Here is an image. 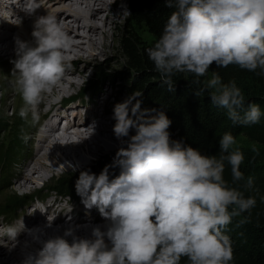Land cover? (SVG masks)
<instances>
[{
	"label": "clouds",
	"instance_id": "clouds-1",
	"mask_svg": "<svg viewBox=\"0 0 264 264\" xmlns=\"http://www.w3.org/2000/svg\"><path fill=\"white\" fill-rule=\"evenodd\" d=\"M164 3L173 10L147 54L168 91L175 90L177 73L193 74L197 79L192 83L198 85V78L205 77L213 64L250 72L260 69L264 74V0ZM41 6L38 0H24L20 8L32 15ZM31 35L32 42L16 38L13 70L24 104L19 115L27 118L30 112L36 120L46 98L52 103L60 99L54 90L71 67L65 52L73 48L74 40L49 11L36 17ZM206 91L214 105L227 110L234 125L259 123L262 112L257 104L248 103L241 114L245 96L235 81L224 83L219 73L212 72L195 94ZM141 95L133 92L113 108V133L126 145L113 158L119 173L110 176L106 165L99 174L80 171L75 181L84 207L97 208L107 221L104 229L94 226L90 238H82L69 227L63 235L46 239L28 229L40 247L23 264H181L182 258L187 264H230L233 260L228 226L256 204L224 178L227 162L233 182L253 188V178L240 171L241 146L230 132L220 138L218 156L173 139L168 131L171 120L163 111L141 109L135 99ZM252 151L258 149L253 146ZM23 230L21 220L19 228L9 226L4 235L14 246Z\"/></svg>",
	"mask_w": 264,
	"mask_h": 264
},
{
	"label": "trees",
	"instance_id": "trees-1",
	"mask_svg": "<svg viewBox=\"0 0 264 264\" xmlns=\"http://www.w3.org/2000/svg\"><path fill=\"white\" fill-rule=\"evenodd\" d=\"M172 10L166 6L164 0L129 2V20L143 24L153 37L151 41H146L132 26H128L119 38V47L131 71L130 77L136 83L135 91L142 93L135 99L140 101L141 109L163 111L171 120L168 129L171 137L183 140L203 154L218 156L219 140L225 132H230L235 138L240 134L248 137L250 144H239L244 154L240 171L245 178H253V188H245L243 181L233 182L230 165L225 163L224 178L229 185L239 189L245 198L253 197L256 200L254 208L234 217L228 226L227 235L232 242L234 257L230 264H264V74H261L260 69L250 72L235 65L218 68L213 64L205 77L198 78L201 81L198 85L192 83L197 79L193 74L177 73L173 76L175 90L168 91L167 85L161 82L159 73L149 59L147 50L159 39ZM103 70L104 67L97 69L95 78L89 81L91 87L96 88L99 85L100 79L106 75ZM212 72L219 73L224 83L235 81L242 90L245 104L240 109L241 114L247 109L248 103H255L260 107L262 116L259 123L234 125L228 118L227 110L211 102L209 92L195 94L204 86V81L211 77ZM150 114L154 115L155 112ZM253 146L258 149L257 152L252 151ZM118 148L99 154L81 170L62 173L35 193L42 194L56 189L73 200H80L81 197L75 190V181L80 171L99 174L108 165L110 176L117 175L119 168L113 167L112 162ZM35 193L21 199L17 196L10 198L6 202V213L17 210L25 200L24 203L29 202ZM181 264H187V258H182Z\"/></svg>",
	"mask_w": 264,
	"mask_h": 264
},
{
	"label": "bare ground",
	"instance_id": "bare-ground-1",
	"mask_svg": "<svg viewBox=\"0 0 264 264\" xmlns=\"http://www.w3.org/2000/svg\"><path fill=\"white\" fill-rule=\"evenodd\" d=\"M58 1L60 4L54 12L43 7L47 3V0H44L43 6L36 9L32 15H29L20 8L24 4V0H0V18H2L0 22L2 21L3 26L0 33V64L8 66L5 77L11 83L12 105L15 109L17 99L24 107L16 85V73L13 70V61L16 58L15 40L19 38L32 42L31 32L37 16L45 15L48 11L57 16L60 11L66 14L67 18L62 23L73 37L74 46L71 50L65 52V56L70 64L80 61L84 65L82 68L68 69L67 75L63 77L54 90L55 96H67L70 89L76 86L79 87L81 83L77 82L76 78L79 77L82 80L85 78L86 66L92 64L96 58L111 52L115 45V34L125 15L122 0ZM10 16L15 17V20L11 19ZM10 21H14L13 25H10ZM80 28L83 32L79 31ZM83 54H87V56L85 57ZM2 55H6L5 60L2 59ZM102 89H106V91L103 95L104 101L102 100L101 108L98 107L99 102L94 99L90 111L87 102L78 101L72 106L81 104V108L74 110L70 106L60 107L62 111L58 112L57 102L52 103L50 98L44 100L40 105L39 113L41 114L43 104L49 106V108L45 107V112L43 110V116L48 112L44 122L45 127L41 126L40 117L38 120L31 118L29 130L34 131L32 136L29 135L34 149L31 157L32 163L23 161L24 164L22 166H17L18 176L12 189L27 192L33 188L31 186L33 181L45 180L50 175L58 172L56 165L60 166V170H64L69 164H83L86 162V156L83 153L91 155L101 149L109 148L113 142L121 143L113 133V125L115 123L113 119L114 104L110 103L107 105V103L110 102V96L114 98L115 104L122 96H117L112 83ZM100 109H102L103 113L98 115L97 110L99 111ZM64 119H66V126L76 127L75 140L71 138L65 139L69 145L66 142H61L55 134H52V130L58 129L60 122ZM58 201H61L59 197H53L49 202H44L47 213L57 212L56 219L39 222L38 226L42 228L38 226L31 228L38 231L40 239L63 235L64 230L69 227L74 229L76 236L82 238H90L91 230L94 226H100L102 230L104 229L107 221L100 215L97 208L87 209L84 205L76 208L75 205V208L71 206L72 210L68 211L64 208L66 207L64 206L65 204H59ZM57 202L62 207L56 206ZM35 208L36 206L31 208L30 213L35 212ZM64 212H67L71 217L63 218ZM39 213L42 214L41 209H39ZM39 216L40 214L30 218L37 219ZM67 218H69L68 221H66ZM49 221H51V225L58 226L50 228ZM0 223H4L3 219L0 220ZM24 238L16 241L13 246V241L6 235L1 236L0 232V264H10L12 259L16 261L12 264H23L25 257L29 253H34L40 247V244L34 241L30 235L27 234L26 241ZM67 239L71 241L72 237L69 236Z\"/></svg>",
	"mask_w": 264,
	"mask_h": 264
},
{
	"label": "rangeland",
	"instance_id": "rangeland-1",
	"mask_svg": "<svg viewBox=\"0 0 264 264\" xmlns=\"http://www.w3.org/2000/svg\"><path fill=\"white\" fill-rule=\"evenodd\" d=\"M44 0H38L40 4H43ZM123 1V10H124V19L123 22H121V25L119 26L117 33L115 34V45L113 47V50L109 53H106L102 55L101 57H98L95 59V61L92 64H89L86 66L87 72L85 78L82 80L79 77L76 78V81L81 83L79 87H75L69 90V93L67 96L61 97L58 96L60 99L57 102L58 106V112H61L62 108H65L67 106L73 107L72 104L76 102H87L89 105V111L91 109V105L95 101L99 102L98 107L101 108L103 100V95L105 94V90L102 88H106V85L112 83L114 91L117 92V96H122V98L118 99L117 103H121L128 99L133 92H136V83L132 82V79L130 77V69L128 64L125 62V59L122 55L121 49L119 47V38L121 34L123 33L124 29L128 26H132L134 31L140 35L142 39H145L146 41H151L153 39L152 35L147 31L145 26L143 24H136L133 23L131 20H129V2L130 0H122ZM58 0H47V3L43 6L45 9H50L51 11H55L56 7L59 6ZM1 16V15H0ZM11 19L15 20V17H11ZM67 18L65 13H62L61 11L58 13V19L63 22ZM2 19V18H0ZM9 19V18H8ZM14 21H10V25ZM9 24V21H8ZM74 24V23H73ZM100 24V22H98ZM13 25V24H12ZM74 26H76L74 24ZM80 32H83V30L80 28ZM85 57L87 54H83ZM6 55H2V59L5 60ZM71 69L76 68H82L84 65L79 62H73L70 64ZM100 67H104V72L106 75L103 77V79H100V83L96 88H93L89 85V81L93 78H95V72ZM8 69V66L0 64V181L3 180V184H0V218L3 217L2 215H6L7 206L6 202L14 197L17 196L21 199V197H24L28 194H33L37 191H40L42 187L46 186L49 183H52L53 180L61 175L64 172L67 171H74V170H81L86 165L90 164L91 161L97 157L99 154H102L104 152H107L109 150L115 149L117 147H120L122 144L119 143H111L109 148L101 149L99 151H96L92 153L91 155L87 153H83V155L86 156L85 160L86 162L83 164H69L67 168L64 170H60V166L56 165L58 168V172L50 175L45 180H37L32 182L31 190L29 191H21V190H14L13 184L15 180H17L18 176V170L17 168L22 166L24 162L30 163L31 157L33 155V145L31 143V138H29V135H33L34 131L29 130V126H31L30 121L32 118V114L29 112L30 115L27 116V118H21L19 115L20 109L23 107L20 101L16 100V109L13 107V97L11 95V83L6 80V70ZM67 74H65L66 76ZM69 76V75H68ZM5 94V95H4ZM109 101L107 105L115 104V100L112 96L109 97ZM103 100V101H102ZM101 101V102H100ZM69 102V103H68ZM73 102V103H72ZM72 103V104H71ZM66 104V105H65ZM76 105V104H75ZM74 105V110H77L78 108H81L80 105ZM44 106V107H43ZM43 108L41 107V114L39 113V117L42 123V116L45 112L46 108L49 106L43 104ZM46 107V108H45ZM72 108V109H73ZM44 110V112H43ZM98 115H101L103 113L102 109L99 111L97 110ZM38 120V119H37ZM89 123V121H88ZM42 126V125H41ZM29 133V134H28ZM30 136V137H31ZM127 138H125L126 140ZM238 144H250L251 141L248 139V137L245 134H240L236 138ZM68 143V142H66ZM69 145V143H68ZM32 163V162H31ZM18 166V167H17ZM42 182V183H41ZM35 185V186H34ZM44 191V190H43ZM54 193V192H53ZM52 193V194H53ZM63 194V193H62ZM62 197H59L61 201H58L59 204H65L64 207L68 211L72 210L71 206L76 205V208H79V206H83V203L80 200H73L68 199V196L61 195ZM53 198V197H52ZM52 198L48 199L46 202H49ZM55 198V197H54ZM26 202V200L24 201ZM22 202V205L23 203ZM56 203V206L62 207L61 205ZM69 204V205H68ZM25 209V206H21L19 209L14 210V212L22 213ZM13 213V212H12ZM70 216L67 212L63 213V218ZM71 217V216H70ZM69 218L66 219L68 221ZM58 225H51L50 228L57 227ZM42 228L41 226H39ZM27 237V236H26ZM25 237V239H26ZM14 259L10 260V264L14 263ZM16 262V261H15Z\"/></svg>",
	"mask_w": 264,
	"mask_h": 264
}]
</instances>
